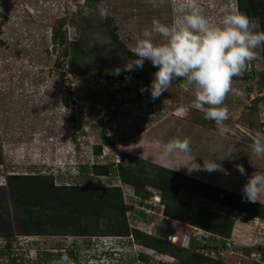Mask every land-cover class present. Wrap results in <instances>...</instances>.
Segmentation results:
<instances>
[{
  "label": "rangeland",
  "instance_id": "rangeland-1",
  "mask_svg": "<svg viewBox=\"0 0 264 264\" xmlns=\"http://www.w3.org/2000/svg\"><path fill=\"white\" fill-rule=\"evenodd\" d=\"M177 3L178 0H0V212L10 224L7 230L0 228V264H58L59 259L52 255L73 248L79 250V255L107 253L113 257V264L178 263L176 256L136 244L131 237H103L101 243L95 236L22 234L5 177L37 173L53 174L57 185L120 186L130 227L149 234L156 229L166 240L168 233L177 232L185 239L193 236L195 250L204 247L201 253L231 264H264V221L260 218L234 212L231 235L223 244L220 236L163 217L154 203L153 195L159 192L154 187H147L151 193L147 217H139L135 210H143L148 203L140 205L139 199L131 197L134 191L130 185L121 182L115 173L102 176L91 172L93 163H117V153L123 151L156 164L179 167L186 173L193 165L204 162L229 169L242 165L252 174L264 173V154L257 156L252 150L253 140L264 135L262 45L256 49L257 59L248 62L240 76L233 77L224 99L228 116L220 124L204 119L202 112L191 107L193 88L183 80L177 79L169 91L151 101L148 92L140 91L150 84L156 71L148 60L143 64L151 69L147 79L120 74L127 56L118 68L108 71L99 72L90 66L79 73V62L71 67L70 42L79 30L90 25L108 26L122 42L123 52L129 51L131 59H135L132 49L142 30L150 28L153 19L165 24L177 21ZM195 3L210 23H216L223 14L237 12L236 0ZM99 8L107 9L106 18L99 16ZM71 14L75 22L64 26L68 27L70 40L53 47V28L61 17ZM253 20L259 31L258 20ZM65 50L69 54H63ZM57 60L62 63L60 67ZM174 138H188L190 151H165V144ZM95 145L101 148L98 156L93 153ZM82 165H88L89 172L82 173ZM183 198L218 213L228 210L196 194H183ZM6 232L13 235L8 253L3 238ZM176 235L168 239H179ZM139 254L148 256V261L141 262ZM71 259L73 264H89L84 258Z\"/></svg>",
  "mask_w": 264,
  "mask_h": 264
},
{
  "label": "trees",
  "instance_id": "trees-1",
  "mask_svg": "<svg viewBox=\"0 0 264 264\" xmlns=\"http://www.w3.org/2000/svg\"><path fill=\"white\" fill-rule=\"evenodd\" d=\"M94 1L96 0H86L87 3ZM236 8L238 13L246 14L252 20L257 19L259 31H264V0H236ZM72 17V14L68 18L66 16L61 17L58 26L53 28V47L66 42L67 28L64 26L69 23L73 25L75 21ZM105 28L122 47L123 44L115 32L108 26ZM70 43L71 67L74 62H79L82 65L77 72L84 73L90 66L99 72L108 71L98 64L88 52L77 47L76 41ZM63 54L69 53L65 50ZM125 54L128 59H131L129 51H125ZM261 56L264 58V44H262ZM56 65L60 67L62 63L57 60ZM150 71V68L142 67L132 72L122 70L120 74L130 73L136 79H147ZM248 92L250 93V90ZM136 97L139 98V95ZM261 132L264 133V123L261 126ZM104 139L108 141V138ZM93 153L95 156L101 154L99 145L93 147ZM117 154L120 157L117 163H93L91 172L102 176L115 173L121 182L133 188L134 192L131 197L139 199L140 205H147L145 203H148L149 198H151L150 190H147V187H154L159 191L156 192L159 198L157 205L162 210L164 217L186 223L213 236H220L224 238L223 244H225V239L231 235L234 225V212L246 213L264 221V204L247 202L239 194L170 170L132 154L123 151H118ZM2 162L3 153L0 146V164ZM80 170L82 173L89 172V167L82 165ZM5 181L16 214L18 230L24 235L131 237L136 244L156 252L176 256L174 257L178 259L176 264H231L216 256L201 253L204 247L200 249L201 252L199 249L198 251L195 250L193 248L195 246L194 238L190 239L187 247H184L166 241L156 229H154L156 231L154 234H149L145 230L130 227L120 186L57 185L53 174L40 173L8 174ZM181 191L202 196L215 204L226 207L228 210L224 213H218L184 201L179 198ZM150 207L151 204L148 203L143 210H135V213L139 217H147L146 210ZM0 228L4 230L10 228L9 222L2 216L1 212ZM3 238L6 240L4 247L8 253L13 235L11 232H6ZM78 253L79 250L73 248V250L57 252L52 257L60 259L61 255L66 254L70 258L78 259ZM104 254L108 259L113 260L112 256L107 253ZM94 256L91 254V257ZM138 256L139 260L144 263L149 259L144 254ZM88 259L84 257L86 262ZM11 261L14 262L15 258H12Z\"/></svg>",
  "mask_w": 264,
  "mask_h": 264
},
{
  "label": "clouds",
  "instance_id": "clouds-1",
  "mask_svg": "<svg viewBox=\"0 0 264 264\" xmlns=\"http://www.w3.org/2000/svg\"><path fill=\"white\" fill-rule=\"evenodd\" d=\"M174 13L179 15L177 21L165 24L153 19L150 28L142 30L132 49L136 58L127 59L123 70L132 72L141 69L145 60L150 61L156 71L150 84L140 89L142 93L148 92L149 99L155 101L169 91L174 81L183 80L193 88L191 107L202 112L204 119L220 124L228 116L224 99L231 90L232 79L241 75L248 62L257 59L256 49L264 44V31H256V22L238 12L223 14L216 23H210L195 0H178ZM98 14L103 19L108 11L99 8ZM164 148L169 153H188L190 141L174 138ZM252 150L257 156L264 154V135L253 140ZM219 168L216 163L203 164L208 172ZM236 170L246 175L242 165H237ZM262 194L264 173H253L241 188L242 199L255 203ZM172 234L176 235L168 233L166 241L178 244L168 239ZM185 237H181V246L187 247L191 237ZM58 264L73 261L63 254Z\"/></svg>",
  "mask_w": 264,
  "mask_h": 264
},
{
  "label": "water",
  "instance_id": "water-1",
  "mask_svg": "<svg viewBox=\"0 0 264 264\" xmlns=\"http://www.w3.org/2000/svg\"><path fill=\"white\" fill-rule=\"evenodd\" d=\"M88 33H92V37L86 44ZM76 45L108 70L118 68L126 60V55L117 41L105 27L99 25H90L81 29L76 38Z\"/></svg>",
  "mask_w": 264,
  "mask_h": 264
},
{
  "label": "crops",
  "instance_id": "crops-1",
  "mask_svg": "<svg viewBox=\"0 0 264 264\" xmlns=\"http://www.w3.org/2000/svg\"><path fill=\"white\" fill-rule=\"evenodd\" d=\"M159 165H161V166H163L165 168H168L170 170L179 172V173H185V175H188V176H190L192 178L201 180V181L206 182L208 184H212L214 186L223 188L225 190L231 191V192L239 194V195H241V188L244 185V183L246 182L247 177L252 175L251 171L248 172V171H246V169H245L246 175L242 176L236 169H234V168L229 169V168H226V167H223V166H217V167H220L218 170L208 173V171L203 169V163L200 164L199 166H197V164L193 165V169H191L190 173H186L185 171L179 170L178 168L173 167V166H171L169 164H165V163L159 162ZM205 165H207V163ZM213 175H216V177H214ZM183 194L184 195L185 194H190V197H192V195H194V194H192L190 192H187V191H181L179 193V198L184 200V201H187L189 203H192L194 205L201 206L200 204L195 203L191 199L190 200L189 199H184L183 198ZM260 198L264 199V194H262L260 196ZM259 201H260V203H264V200L259 199ZM220 206L224 207L222 205H220ZM201 207H203V206H201ZM204 207L210 209L208 206H204ZM167 218L169 219V221H176L175 219H172L170 217H167ZM181 225H185L186 227H188L190 229H195L196 228V227L190 226V225H188L186 223H181ZM199 231H201V230H199ZM175 233H177V232H175ZM179 236L182 237V234L178 235V237ZM192 238H193V236H192ZM181 243H182V241H181Z\"/></svg>",
  "mask_w": 264,
  "mask_h": 264
},
{
  "label": "built area",
  "instance_id": "built-area-1",
  "mask_svg": "<svg viewBox=\"0 0 264 264\" xmlns=\"http://www.w3.org/2000/svg\"><path fill=\"white\" fill-rule=\"evenodd\" d=\"M80 31V30H79ZM67 32H68V27H67ZM78 35V34H77ZM77 38V37H76ZM76 38L73 39L72 41H76ZM67 39L70 40V36L68 37V33H67ZM156 193V192H155ZM154 193V198H155V201L154 203L157 204L158 201H159V198H158V195ZM149 211V210H148ZM146 210V212H148ZM161 213H162V210L160 209ZM106 237H109V236H106ZM104 237V238H106ZM170 237V235H169ZM102 243H103V237H97ZM87 250V249H86ZM214 252V251H212ZM89 258L88 259V263L91 264L92 262H94V264H113L112 260L111 259H108L106 256H103V255H98V256H94V257H91V254H89V252H82L79 257L77 255V258L80 259V258Z\"/></svg>",
  "mask_w": 264,
  "mask_h": 264
},
{
  "label": "bare ground",
  "instance_id": "bare-ground-1",
  "mask_svg": "<svg viewBox=\"0 0 264 264\" xmlns=\"http://www.w3.org/2000/svg\"><path fill=\"white\" fill-rule=\"evenodd\" d=\"M91 37H92V33H88L87 35H86V44L88 43V41L91 39ZM179 239H176V240H178L179 242H181V236H179L178 237Z\"/></svg>",
  "mask_w": 264,
  "mask_h": 264
},
{
  "label": "flooded vegetation",
  "instance_id": "flooded-vegetation-1",
  "mask_svg": "<svg viewBox=\"0 0 264 264\" xmlns=\"http://www.w3.org/2000/svg\"><path fill=\"white\" fill-rule=\"evenodd\" d=\"M136 79V78H135Z\"/></svg>",
  "mask_w": 264,
  "mask_h": 264
}]
</instances>
